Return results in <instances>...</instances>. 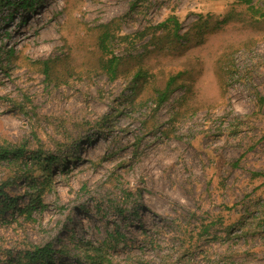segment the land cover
Returning a JSON list of instances; mask_svg holds the SVG:
<instances>
[{
	"label": "rangeland",
	"instance_id": "obj_1",
	"mask_svg": "<svg viewBox=\"0 0 264 264\" xmlns=\"http://www.w3.org/2000/svg\"><path fill=\"white\" fill-rule=\"evenodd\" d=\"M10 2L0 142L25 153L0 161V264L49 242L54 264H87L91 244L107 264H264V0Z\"/></svg>",
	"mask_w": 264,
	"mask_h": 264
},
{
	"label": "trees",
	"instance_id": "obj_2",
	"mask_svg": "<svg viewBox=\"0 0 264 264\" xmlns=\"http://www.w3.org/2000/svg\"><path fill=\"white\" fill-rule=\"evenodd\" d=\"M5 1L6 3H11V0H0ZM246 3H250L251 0H241ZM20 5L23 6L25 9H29V5L31 8V11H33V0H19ZM227 18L223 19L222 21H226ZM109 22L104 23L103 27L105 29L102 32V35L99 37V47L102 50H105L107 47L108 39L111 35L110 29L108 28ZM205 31L209 28V26L204 25ZM203 25L199 26V30L204 27ZM179 25L176 24L174 29V34L178 38H184L186 41H189L191 39L190 37V29L184 32L183 34L178 33ZM204 31V30H200ZM119 58L116 56H113L108 59L106 66L109 67L113 73L116 71V64H118ZM148 73L146 74L144 70L140 67L134 75V79L137 80V82H144L146 81ZM185 75L184 70H179L176 73L170 74L166 81L161 84V86H155V101L158 105L164 103L169 96L174 93L177 88L184 85V83H181V79H183ZM25 153L24 147L19 146L17 144H12L10 142L4 141L0 142V161H6L9 163L15 162L18 159H20ZM31 157H35L39 163H41L46 170L50 169V163L57 159L56 156L52 154L45 155L44 153H32ZM63 165V164H61ZM255 174H260V172H255ZM48 181V180H47ZM7 181L0 182V196H2V199L0 200L1 211H5L9 207H11L14 203L13 197L8 196V194L5 191V186L7 185ZM32 201V200H30ZM34 201V200H33ZM34 205V204H33ZM32 206V205H31ZM27 208H30L27 206ZM33 207H31L32 209ZM25 208H20L21 211H23ZM264 222V219L262 220ZM92 247V254H89V259L87 264H107L106 262H109L106 258L105 252L102 250V245L95 246L94 244H91ZM64 250L62 248H56L53 246L51 242L40 246V245H34L33 249L27 250L23 253V257H26V260L21 259L22 256L18 258H14L15 263L18 262V264H54L55 263V255L63 253ZM58 256V257H59Z\"/></svg>",
	"mask_w": 264,
	"mask_h": 264
}]
</instances>
